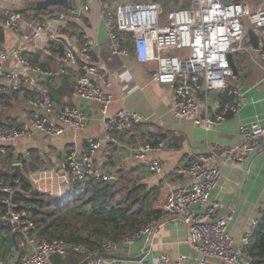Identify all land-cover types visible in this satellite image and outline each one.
Here are the masks:
<instances>
[{
  "label": "built area",
  "instance_id": "obj_1",
  "mask_svg": "<svg viewBox=\"0 0 264 264\" xmlns=\"http://www.w3.org/2000/svg\"><path fill=\"white\" fill-rule=\"evenodd\" d=\"M88 11V6L79 9L68 8L58 15L66 23L68 19H79ZM98 17L103 21L112 57L132 55L137 63L155 64L150 80L167 86L171 91V112L177 119L189 118L195 126L205 131L227 121L236 115L244 104V94L230 81L233 71L228 56L236 57L256 54L264 62V6L253 8L239 0H191L188 7H181L164 14L157 2L116 3L105 5ZM0 18L4 27L18 34L21 31L23 13L18 10H4ZM246 19L254 34L260 35L259 49L253 51L246 44L242 20ZM49 20L31 17L28 32L22 38L33 44L49 27ZM53 34L46 35V44L41 49L50 55ZM99 43L86 37L82 46L74 51L64 48L57 58V70L52 71L38 64H32L20 48L0 49V96L26 92L25 107L28 112L25 122L18 126H0V155L7 153L6 146L20 137H32L34 131L48 136H60L67 130L81 131L88 120L87 111L72 105L60 107L52 99L45 82L53 77H63L73 66L81 62V73L73 83L76 99L98 107L105 115L112 103L108 92L109 74L93 64L98 55ZM253 60V57H252ZM15 63L17 69L9 66ZM127 74L126 66L121 65ZM126 90V89H124ZM127 93V90H126ZM224 93L225 99H215L208 105L209 96ZM203 100V110L200 101ZM148 119L135 111L121 109L107 118L105 138H88L82 151L68 152L65 173L58 177V186L84 185L88 181H110L111 174L94 163L97 151L105 143H116L118 134L131 135L136 126ZM240 142L229 148L215 146L207 152H192L189 161L181 169L187 177V184L171 190L153 210L163 216H181L188 223L187 242L198 254L196 264H250L252 259L243 248L250 243L258 219H253L241 237L242 249L235 248L228 230L229 219L216 217L220 204L210 200V195L218 186L224 167L242 166L248 154L264 146V123L254 121L239 127ZM164 141L155 145L140 144L134 158L145 162L146 171L162 174L159 158L145 160L149 153H159ZM0 169L2 167L0 166ZM37 185V181H35ZM4 196L0 198V235L15 241V260L11 264H52L53 259H65L68 255H78L82 260L102 253L113 254L117 243L106 240L99 248L88 249L64 240H42L37 236L36 225L30 214L12 199L15 191L0 182ZM33 191L58 198L60 194L42 190ZM155 222L147 221L133 230L123 242L133 243L148 235ZM164 264L167 257L160 259ZM103 259H95L88 264H101ZM0 264H2L0 260Z\"/></svg>",
  "mask_w": 264,
  "mask_h": 264
},
{
  "label": "crops",
  "instance_id": "obj_2",
  "mask_svg": "<svg viewBox=\"0 0 264 264\" xmlns=\"http://www.w3.org/2000/svg\"><path fill=\"white\" fill-rule=\"evenodd\" d=\"M36 1L40 0H0V15L4 10H18L23 13L22 28L18 34L8 31L0 18V49L20 48L31 63L33 62L32 64L56 71L57 58L62 55L64 48L76 51L82 46L86 37L95 39L99 43V51L93 59V64L109 74L108 92L112 97V103L107 113L102 115L96 105L74 97L73 83L81 73V62L78 66L71 67L67 75L46 81L50 95L58 106L79 107L87 111L88 120L81 131L67 130L60 136H48L34 131L32 137H20L14 143L7 145V153L2 156L11 154L14 159L2 169L12 171L13 166H20L31 184L30 187L27 185L29 190L24 192L21 185L25 183L20 182V186L15 187L6 177L9 183L4 182L1 177L0 182L4 186L11 184L10 187L15 193L28 195L33 191V186H39L41 190L43 188L53 191L55 195H61L57 196L58 198L49 197L48 194L44 196L55 201L63 199L72 188V185L67 189L58 186V177L66 170L64 166L68 152L75 151L80 154L86 139L105 138L108 135L105 130L107 118L121 109L135 111L148 121L136 126L131 135L118 134L116 143L103 144L96 153L94 163L111 174L112 179L108 182L116 184L117 187L142 186L150 192L152 208L156 203L163 201L171 190L186 186L187 177L180 171L187 165L192 152H207L215 146L232 147L241 140L239 135L241 125L254 121L264 123V62L259 61L256 54L243 55L232 60L236 71L230 83L240 88L244 94L242 108L227 121L212 130L205 131L195 126L189 118L177 119L172 115L170 89L150 80L155 64L137 63L132 55L112 57L110 54L105 25L98 17L100 9L105 5L113 7L116 3H138L144 0H68L65 4L51 6L44 11L29 10V5ZM145 1L160 3L164 14H167L181 7H188L191 0ZM239 2L247 3L254 9L264 6V0H239ZM82 6H88V11L79 19H68L63 23L58 18V15L68 8L79 9ZM33 16L46 18L50 23L44 35L36 41V47L22 38V34L28 32L27 24ZM50 33L54 35V39L51 43L50 55H46L41 49L46 44V35ZM123 64L126 66L127 74L120 77V73H123L121 69ZM9 66L18 68L12 62ZM25 96L24 90L0 96V126H18L25 122L28 116ZM215 99H225V94L212 93L207 104L210 105ZM205 104L203 100L200 101V110H203ZM157 138L158 141L165 142L164 148L159 153L147 154L145 160L159 158L163 167L160 175L148 173L145 162L134 158L135 150L140 144L152 143ZM241 174L242 166L224 167L218 186L210 195V200L220 204L216 217L230 220L228 230L235 248L239 250L242 249V234L253 219L260 218L264 210V149L250 162L240 192ZM17 205L26 209L33 220L30 210L25 205ZM153 222L156 227L148 235L142 236L133 243L123 242L125 237L117 243L113 253L128 258L145 254L142 260L139 262L104 260L101 264H164L160 260L162 255L167 257L166 264L197 263L199 256L187 242L186 221L160 214L159 219ZM1 232H4L2 228H0ZM3 239L5 237L0 235V242ZM13 247L15 249V241L9 248L8 255L4 258L0 257L2 264H11L15 260ZM55 263L53 259L52 264ZM58 264H68V262L61 259ZM211 264L223 263L212 261Z\"/></svg>",
  "mask_w": 264,
  "mask_h": 264
},
{
  "label": "trees",
  "instance_id": "obj_3",
  "mask_svg": "<svg viewBox=\"0 0 264 264\" xmlns=\"http://www.w3.org/2000/svg\"><path fill=\"white\" fill-rule=\"evenodd\" d=\"M158 140L149 144L155 145ZM13 159L11 154L0 155V166L6 167ZM2 180L8 182L5 177ZM21 189L27 192L29 187L22 184ZM25 194L16 192L12 199L30 210L39 238L47 241L60 239L88 249L99 248L106 240L119 243L140 224L156 221L160 216L152 208L151 193L142 186L124 188L106 181H88L84 185H72L70 192L60 201L36 191ZM2 196L4 194L0 191V198ZM13 244V239L8 237L0 242L1 258L8 255ZM243 251L257 264H264V210L250 243ZM70 255L74 257L66 261L68 264L82 261L80 256ZM60 260L55 258V264Z\"/></svg>",
  "mask_w": 264,
  "mask_h": 264
},
{
  "label": "water",
  "instance_id": "obj_4",
  "mask_svg": "<svg viewBox=\"0 0 264 264\" xmlns=\"http://www.w3.org/2000/svg\"><path fill=\"white\" fill-rule=\"evenodd\" d=\"M67 2H68V0H40V1H36V2L31 3L29 5L28 9L29 10H39V11L42 10V11H44V10H47L48 7L62 5V4H65ZM242 24L244 27V35L246 37V44H248L253 51H257L259 49L258 43H259L260 35L254 34L252 28L250 27V25L246 19L242 20ZM228 61H229V64L232 68L233 75H234L236 68H235L230 56H228ZM262 149H264V146L258 150L250 152L248 154V156L246 157V159L242 165L241 183H240V188H239L240 192L242 191V186H243L244 180L246 178V174H247L250 162L252 161V159L256 155L259 154V152ZM1 177H6L9 180V182L15 187H19L20 182L25 183L29 187L31 186L26 175L21 171L20 166H18V165L13 166L12 171H9L7 169H0V178ZM172 218L184 221V218L181 216H172ZM155 227H156V225H154L152 231L155 229ZM144 257H145V254H141L138 257L128 258V257H120V256H117L114 254L102 253L99 255L88 257L87 259L83 260L80 264H88L91 261L98 259V258L103 259V260H119V261L139 262ZM250 264H257V262L252 260L250 262Z\"/></svg>",
  "mask_w": 264,
  "mask_h": 264
},
{
  "label": "rangeland",
  "instance_id": "obj_5",
  "mask_svg": "<svg viewBox=\"0 0 264 264\" xmlns=\"http://www.w3.org/2000/svg\"><path fill=\"white\" fill-rule=\"evenodd\" d=\"M232 79H233V77H232ZM31 169H32V168H31ZM132 232H133V231H132ZM132 232H131L128 236H126L127 239L130 237V235L132 234ZM72 257H74V256L69 255V256H67V257L64 259V261H69L70 259H72Z\"/></svg>",
  "mask_w": 264,
  "mask_h": 264
}]
</instances>
